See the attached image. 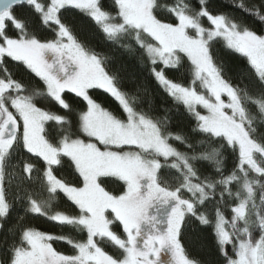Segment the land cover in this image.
Instances as JSON below:
<instances>
[{
    "label": "snow or ice",
    "instance_id": "1",
    "mask_svg": "<svg viewBox=\"0 0 264 264\" xmlns=\"http://www.w3.org/2000/svg\"><path fill=\"white\" fill-rule=\"evenodd\" d=\"M197 2L198 8L185 0H111L106 8L104 0H0V232L13 201H26L25 215L0 241V264H201L181 242L193 218L212 227L225 264H264V35L243 19L214 13L210 0ZM233 7L264 25V0ZM72 10L105 40L129 51L133 44L122 41L134 43L158 85L194 118L192 137L172 131L168 117L153 116L151 106L137 107L139 98L122 89L107 57L79 39ZM43 29L52 38L41 39ZM218 43L246 60L235 70L236 83L213 53ZM20 67L42 87L16 78ZM168 70L187 83L169 78ZM92 89L113 97L120 113L103 107ZM66 93L83 106L74 107ZM229 148L236 163L225 174ZM32 158L43 161L42 172ZM65 162L76 183L54 173ZM205 162L208 174L197 167ZM105 181L117 183L119 193ZM218 190L213 219L200 209ZM61 193L77 214L59 210ZM29 214L86 239L28 226ZM117 222L122 235L113 230ZM53 241L66 242L74 254Z\"/></svg>",
    "mask_w": 264,
    "mask_h": 264
},
{
    "label": "trees",
    "instance_id": "2",
    "mask_svg": "<svg viewBox=\"0 0 264 264\" xmlns=\"http://www.w3.org/2000/svg\"><path fill=\"white\" fill-rule=\"evenodd\" d=\"M162 3H174L175 0H161ZM185 2L191 3L194 7H199L197 0H185ZM240 0H210L209 8L214 13H225L233 18L240 20L243 19L245 23L250 26L257 34L264 35V25H261L258 21L254 20L251 16L241 12L239 9L233 7L234 3H239ZM245 3L248 0H244ZM105 7H110L111 0H104ZM15 11L18 15L22 14L19 6L16 7ZM23 11H27L24 9ZM72 18L81 26V30L77 32L79 39L87 46L93 48L95 51L101 53L107 57V68L110 73L117 74L121 79V87L124 91L128 92L130 96H136L139 98L137 107L148 110L151 106V114L156 117L164 118L168 117L170 129L174 132H183L184 134L192 137V127L195 126V120L191 117L182 105H176L173 100L167 96L163 89L158 85L155 77L151 74V66L147 63L146 58H142L141 51L134 45L132 41L125 40L122 43H132L134 51H129L121 47L119 44H113L111 41L104 39L103 33L95 27L94 23L90 21L83 13L79 10H72ZM160 15L163 19H169V14L161 12ZM14 35L15 33H10ZM37 35L41 39L52 38V33L47 29H43L37 32ZM213 53L217 55L224 62V72L226 77L233 78V82L236 83L235 70L237 68L246 67V60L239 54L231 53L222 47V44L218 43L213 46ZM186 59V58H185ZM218 59V63L220 62ZM12 63H9V67L12 68ZM158 68L163 67L158 65ZM167 75L169 78L178 80L179 82L187 83L183 79L180 73L174 70H168ZM16 78H23L25 82H34L37 86L42 87V83L38 79H34L31 74L24 72L23 68L20 67L19 71L16 72ZM243 86V85H241ZM66 98L73 104L74 107H82V101L75 97L74 94L66 93ZM90 95L97 100L103 107L113 111L116 114L120 113L118 102L115 101L108 93L101 89L90 90ZM38 106H44L42 102H38ZM58 110V109H54ZM195 139H202L201 136H195ZM180 147L183 151L185 150L182 146ZM226 158V172H230L236 163V156L233 154L232 149H228L225 152ZM37 162L38 168L43 170V161H38L37 158H32ZM197 167L203 174H208L211 170L210 165L206 162L197 164ZM174 171V170H173ZM54 173L59 177L68 180L69 182L76 183L77 179L73 171L67 166L65 162L63 167L54 166ZM105 186L117 194L120 191V187L117 183L111 181H105ZM235 191V186H233ZM45 195H47L45 193ZM220 199L219 190L217 195L201 208L204 211L205 208L209 209L212 218L214 219V205L216 201ZM235 201H228L229 204ZM26 201H13V210L8 220L5 222V231L0 232V241H2L6 235V230L9 226L15 223L18 216H24V206ZM59 210L70 212L71 214H77L78 210L70 201L61 193L59 194L58 200ZM221 208L225 212V216L231 219L230 208L224 204ZM25 223L28 226L34 227L40 231H44L54 235L71 234L77 239H86V234L75 233L70 228H61L56 223L49 221L46 217L39 215L29 214L25 217ZM113 230L118 234L122 235V228L118 222L113 226ZM258 235V233H256ZM181 242L184 245L187 254L190 258L198 260L201 264H225L224 258L220 255L213 229L211 226L201 225L199 221L194 218L191 220L189 225L183 230L181 236ZM53 246L60 252L65 254H74V250L64 241H53ZM105 251L109 254L115 255L117 250L110 244H102ZM227 251L230 256L234 255L232 246H227Z\"/></svg>",
    "mask_w": 264,
    "mask_h": 264
},
{
    "label": "rangeland",
    "instance_id": "3",
    "mask_svg": "<svg viewBox=\"0 0 264 264\" xmlns=\"http://www.w3.org/2000/svg\"><path fill=\"white\" fill-rule=\"evenodd\" d=\"M101 90H103V89H101ZM103 91H104V90H103ZM203 111H204V110H203V109H201V112H202V113H203Z\"/></svg>",
    "mask_w": 264,
    "mask_h": 264
}]
</instances>
